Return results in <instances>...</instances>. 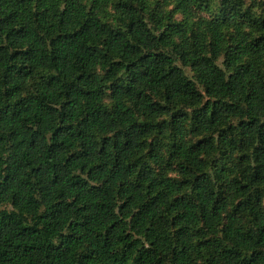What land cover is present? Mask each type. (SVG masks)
I'll return each instance as SVG.
<instances>
[{"label": "trees", "instance_id": "trees-1", "mask_svg": "<svg viewBox=\"0 0 264 264\" xmlns=\"http://www.w3.org/2000/svg\"><path fill=\"white\" fill-rule=\"evenodd\" d=\"M0 264H264V0H0Z\"/></svg>", "mask_w": 264, "mask_h": 264}, {"label": "rangeland", "instance_id": "rangeland-1", "mask_svg": "<svg viewBox=\"0 0 264 264\" xmlns=\"http://www.w3.org/2000/svg\"><path fill=\"white\" fill-rule=\"evenodd\" d=\"M215 1H217V0H215ZM257 1H262V0H257ZM188 73V75L190 76V73L189 72H187Z\"/></svg>", "mask_w": 264, "mask_h": 264}]
</instances>
